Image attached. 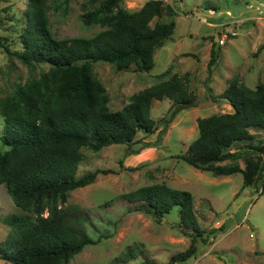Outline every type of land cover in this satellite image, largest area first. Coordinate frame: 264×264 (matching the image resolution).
<instances>
[{"label": "trees", "instance_id": "1", "mask_svg": "<svg viewBox=\"0 0 264 264\" xmlns=\"http://www.w3.org/2000/svg\"><path fill=\"white\" fill-rule=\"evenodd\" d=\"M119 1L103 0L97 8L82 14L85 24L105 27L93 37L56 39L48 27L47 0H27L20 49L11 54L26 66L45 63L49 67L0 101V140L7 147L0 150V185L5 186L18 208L34 215V220L23 214L0 218V222L14 227L16 234L9 247H0L4 261L65 264L85 246L108 237L102 234L93 239L80 224L82 217L60 207L68 191L91 184L101 172L96 169L76 178L84 157L80 149L98 151L112 144H125L124 155H135L149 146L132 147L137 132L149 134L155 130L150 115L154 100L170 99L171 116L195 103L186 75L172 74L131 95L120 110L109 109L108 93L92 64L103 61L117 69L135 64L138 71H149L154 66L155 50L175 27L173 20L149 25L165 10L174 14L172 7L164 6L161 0H147L134 12L121 8ZM0 45L8 50L1 39ZM218 58L219 50L211 48L208 69ZM219 97L233 111L198 118L197 137L178 158L217 176L241 173L242 187L256 185L264 181V141L251 130L264 131V83L250 88L232 79ZM120 198L131 205L129 211L148 214L156 221L177 209L182 233L191 241L165 264H184L195 255L197 238L206 242L190 192L152 183ZM215 230L212 228L209 234ZM132 254L131 249L125 252L129 258Z\"/></svg>", "mask_w": 264, "mask_h": 264}, {"label": "rangeland", "instance_id": "2", "mask_svg": "<svg viewBox=\"0 0 264 264\" xmlns=\"http://www.w3.org/2000/svg\"><path fill=\"white\" fill-rule=\"evenodd\" d=\"M103 0H47L46 14L50 34L56 39L90 38L105 27L85 24L82 14L95 9ZM147 0H120L128 12L139 10ZM173 9L154 17L149 25L173 20V33L154 52V66L138 71L135 64L117 69L114 64L97 61L93 72L108 93V107L120 110L139 90L165 80L172 74L186 75L187 86L195 94L193 106L174 116L170 99L154 100L150 115L153 133L137 132L135 155L125 156V144H112L98 151L80 149L84 155L76 178L88 171L101 172L94 182L70 190L60 203L75 212L86 233L96 239L65 264H156L167 263L184 251L191 238L182 233L177 209L161 221L129 211L131 205L120 195L152 183H164L192 194L194 212L206 242L197 238L196 253L184 264H264V181L242 187L241 173L217 176L198 170L178 158L197 137V119L232 112L219 95L232 79L255 88L264 83V0H161ZM27 0H0V101L26 81L37 78L48 64L31 67L12 52L20 49V33L26 25ZM223 38L224 44L219 40ZM211 48L219 50L217 62L208 69ZM168 69V72L165 70ZM3 117L0 115V136ZM264 141L263 130H251ZM160 133V136H158ZM7 147L0 140V150ZM244 166L242 160L238 162ZM34 215L18 208L0 185V218ZM222 225L220 230L218 227ZM216 228L214 234H209ZM11 225L0 222V247H9L15 238ZM131 249L132 258L125 256ZM126 259V260H123ZM0 264H12L0 258Z\"/></svg>", "mask_w": 264, "mask_h": 264}, {"label": "built area", "instance_id": "3", "mask_svg": "<svg viewBox=\"0 0 264 264\" xmlns=\"http://www.w3.org/2000/svg\"><path fill=\"white\" fill-rule=\"evenodd\" d=\"M219 43H220V44H224V39L221 38V39L219 40Z\"/></svg>", "mask_w": 264, "mask_h": 264}, {"label": "water", "instance_id": "4", "mask_svg": "<svg viewBox=\"0 0 264 264\" xmlns=\"http://www.w3.org/2000/svg\"><path fill=\"white\" fill-rule=\"evenodd\" d=\"M163 219H165V218H163Z\"/></svg>", "mask_w": 264, "mask_h": 264}]
</instances>
